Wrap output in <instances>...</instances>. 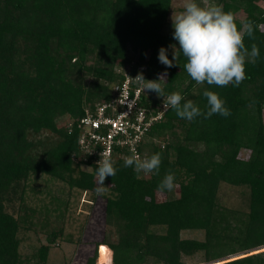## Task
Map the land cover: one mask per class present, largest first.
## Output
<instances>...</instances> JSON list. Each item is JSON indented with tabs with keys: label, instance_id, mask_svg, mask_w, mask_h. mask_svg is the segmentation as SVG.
I'll use <instances>...</instances> for the list:
<instances>
[{
	"label": "trees",
	"instance_id": "obj_1",
	"mask_svg": "<svg viewBox=\"0 0 264 264\" xmlns=\"http://www.w3.org/2000/svg\"><path fill=\"white\" fill-rule=\"evenodd\" d=\"M261 1L215 0L234 16L245 14L236 21L238 28L253 22L255 38L245 36L244 43L249 51L252 44L260 51L255 63L246 64L248 78L239 87H215L196 85L184 70L182 54L177 66L166 69L158 62L159 48L177 43L163 32L171 0H0V264H46L51 244L62 233L43 223L47 243L32 256L19 251L22 229L35 223L23 205L30 177L46 175L90 192L92 199L98 195L96 165L79 158L77 145L85 109L109 101L111 87L124 73L144 72L145 79L155 80L164 71L165 95L179 91L206 111L202 93L207 88L226 101L231 115L189 122L167 109L139 147L148 156L162 154L159 175L137 174L123 167V159L114 160L117 172L104 181L108 196H100L106 198L105 222L115 227L117 239L97 243L98 253L85 264H95L100 251H106L103 264H146L149 259L192 264L191 258L208 264H264V250L252 251L264 247ZM155 94L145 90L141 102L156 106L163 97ZM157 137L164 143L157 145ZM169 170L178 192L165 198L170 191H159L157 185ZM221 183L247 190V211L220 204ZM15 200L22 214L9 209ZM50 203L52 210L61 208L58 217L68 209L65 199L52 196ZM184 231H202L203 236L182 237Z\"/></svg>",
	"mask_w": 264,
	"mask_h": 264
},
{
	"label": "clouds",
	"instance_id": "obj_2",
	"mask_svg": "<svg viewBox=\"0 0 264 264\" xmlns=\"http://www.w3.org/2000/svg\"><path fill=\"white\" fill-rule=\"evenodd\" d=\"M173 33L172 37L176 45L168 48L161 46L158 50V62L171 68L177 66L181 54L185 58L184 70L198 86L226 87L229 84L239 87L248 77L245 66L247 63H255L260 51L256 44L251 45V50L245 46L244 39L247 36L254 39V26L252 21L241 22L238 28L234 13L225 11L223 5L215 0H183L182 8L171 16ZM178 45V47H177ZM171 49L172 58L168 57ZM167 71L158 74L157 79H145L142 72H138L135 78L128 77L145 92L152 91L158 97H163V108L171 109L175 114L189 122L203 116L211 118L214 114L222 117L231 115L226 107V101L216 91H203L206 98V111L185 97L179 91H173L165 95ZM135 143V141H130ZM162 163V154L157 152L150 156L141 157L135 150L123 158V167L132 168L137 174L159 175ZM116 162L109 153H100L97 161L95 175L97 177L96 192L102 195L106 190L104 181L116 174ZM175 184V174L170 170L158 183L159 191H172Z\"/></svg>",
	"mask_w": 264,
	"mask_h": 264
},
{
	"label": "rangeland",
	"instance_id": "obj_3",
	"mask_svg": "<svg viewBox=\"0 0 264 264\" xmlns=\"http://www.w3.org/2000/svg\"><path fill=\"white\" fill-rule=\"evenodd\" d=\"M183 0H171V8L168 15V20L164 26L163 32L165 34H172V13L175 14L182 8ZM264 7V1H261ZM245 14L237 13L235 15L236 21H241ZM177 43H174L176 45ZM131 64L129 65V67ZM156 95V94H155ZM159 99V98H158ZM162 99V98H161ZM160 99V100H161ZM67 116L58 120V124H64ZM46 135L48 132H44ZM154 142L157 145L164 143L162 137L155 138ZM168 141H166L167 143ZM97 183V178H96ZM106 186V183L104 182ZM35 188L40 191V194H35L31 189ZM107 187V186H106ZM97 188V185H96ZM178 187L176 186L172 191L165 195V198H172L177 195ZM108 196L107 188L103 192ZM50 194L59 199H65L68 201V209L63 212L62 217L59 216L61 210H52L55 207L50 203ZM90 192L80 191L76 188H70L67 184L62 181L52 180L46 175H38L30 177L25 186L24 203L26 206L27 213L33 216L35 222L33 226L27 229H22L20 233L21 242L19 244V251L23 256H32L41 245L46 244V227L42 226L48 224L49 227L62 228V233L57 236L56 241L51 244L48 253L46 264H85L86 260L93 256L94 251L98 249L97 243L102 241L104 238L110 241H116L117 233L115 227H110L105 222V202L106 198L97 195L95 199H92ZM158 196L160 199L164 197ZM218 201L220 204L247 211L248 208V194L244 187L232 186L226 183H221L218 189ZM19 201L9 206L10 210L22 214L23 210H19ZM45 206L50 211L45 212ZM35 211V213H34ZM202 231H184L182 237L202 238ZM264 250V247L252 250L260 251ZM112 251V250H111ZM98 253V250H97ZM244 254V253H237ZM233 255H230L229 258ZM106 257V251H100L95 264H103V260ZM220 260V259H218ZM190 261V260H189ZM213 262V261H212ZM192 264H208L200 263L198 259L191 258ZM146 264H159L153 259H149Z\"/></svg>",
	"mask_w": 264,
	"mask_h": 264
},
{
	"label": "built area",
	"instance_id": "obj_4",
	"mask_svg": "<svg viewBox=\"0 0 264 264\" xmlns=\"http://www.w3.org/2000/svg\"><path fill=\"white\" fill-rule=\"evenodd\" d=\"M140 69L144 70L145 67L141 66ZM136 75L124 73L123 79L111 87L112 97L109 101L97 104L94 109H85L78 121L77 140L79 158L83 161L96 165L100 153H109L113 160L123 159L131 153L132 148L141 157L146 156L139 151V147L167 109L163 108V99L156 106L141 102L144 92L128 79Z\"/></svg>",
	"mask_w": 264,
	"mask_h": 264
}]
</instances>
